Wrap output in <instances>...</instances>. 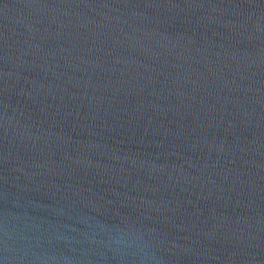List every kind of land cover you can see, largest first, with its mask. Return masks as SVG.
<instances>
[{
  "label": "water",
  "instance_id": "95a60500",
  "mask_svg": "<svg viewBox=\"0 0 264 264\" xmlns=\"http://www.w3.org/2000/svg\"><path fill=\"white\" fill-rule=\"evenodd\" d=\"M0 264H264V0H0Z\"/></svg>",
  "mask_w": 264,
  "mask_h": 264
}]
</instances>
